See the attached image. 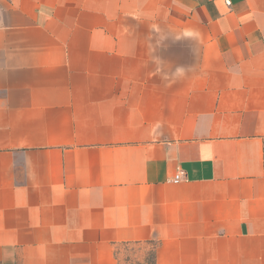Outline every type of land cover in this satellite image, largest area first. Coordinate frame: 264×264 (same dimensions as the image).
I'll list each match as a JSON object with an SVG mask.
<instances>
[{"label": "crops", "instance_id": "1", "mask_svg": "<svg viewBox=\"0 0 264 264\" xmlns=\"http://www.w3.org/2000/svg\"><path fill=\"white\" fill-rule=\"evenodd\" d=\"M143 243L264 264V0H0V264Z\"/></svg>", "mask_w": 264, "mask_h": 264}, {"label": "rangeland", "instance_id": "2", "mask_svg": "<svg viewBox=\"0 0 264 264\" xmlns=\"http://www.w3.org/2000/svg\"><path fill=\"white\" fill-rule=\"evenodd\" d=\"M114 256V264H155V245L153 243L119 245Z\"/></svg>", "mask_w": 264, "mask_h": 264}, {"label": "built area", "instance_id": "3", "mask_svg": "<svg viewBox=\"0 0 264 264\" xmlns=\"http://www.w3.org/2000/svg\"><path fill=\"white\" fill-rule=\"evenodd\" d=\"M184 178V174L183 173H179L176 175L175 177V182H179Z\"/></svg>", "mask_w": 264, "mask_h": 264}]
</instances>
